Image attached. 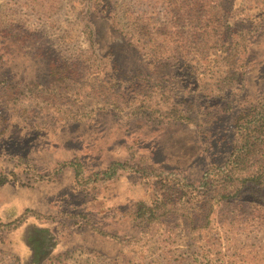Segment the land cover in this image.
<instances>
[{
    "label": "rangeland",
    "instance_id": "374dc122",
    "mask_svg": "<svg viewBox=\"0 0 264 264\" xmlns=\"http://www.w3.org/2000/svg\"><path fill=\"white\" fill-rule=\"evenodd\" d=\"M169 3L0 0V264H264V207L245 201L226 220L224 196L237 189L214 178L234 119L264 122V0L209 5L230 27L242 83L233 103L208 90L194 123L158 111L162 91L172 107L178 96L195 101L200 84L185 56L188 2L174 28ZM167 28L173 38L158 43L172 56L140 52L138 41L149 49ZM209 57L202 78L216 89L223 63ZM134 77L150 90L139 116L127 103ZM261 141L233 179L264 180ZM252 189L248 200L264 193Z\"/></svg>",
    "mask_w": 264,
    "mask_h": 264
},
{
    "label": "trees",
    "instance_id": "16d2710c",
    "mask_svg": "<svg viewBox=\"0 0 264 264\" xmlns=\"http://www.w3.org/2000/svg\"><path fill=\"white\" fill-rule=\"evenodd\" d=\"M183 1L188 2V18L186 21L191 23V32L186 37V39L188 38L186 42L191 45V47L189 46L191 49L187 48V50H185V56L189 58L190 63H196L197 65L199 64V69L201 67L204 68L200 74L198 68L196 70L190 71V74L195 76L194 80H197L198 82L200 81V84H197L194 89L191 90L198 96H196L197 98L195 101L194 99H188L185 101L183 98L178 96L179 99L173 102V105L175 104V106L171 107V105H168L167 103L169 100H171L170 97L172 96L173 92L167 91L166 87H164L163 90H166L167 92L162 91L161 96L169 94L170 97H160V103L161 105L165 106L166 109L162 110V112L160 110L158 111L160 115L171 116L175 122L194 123L197 116L204 117V113L202 111L206 107L205 105L207 103L208 90H210L209 96L216 94V96H223L224 99H230L232 97L230 94L234 86L238 84L240 85L242 80L240 79V74L237 71L232 70L238 67L236 66L238 62L234 60L235 46H232V42L230 40V27L229 25L224 26L220 20L216 21V17L212 11L213 8L210 7L214 6V0H177L176 2H174V0H170L168 6L171 8L170 15H173L172 20L174 19V21H170L171 28H174L181 22V20H184L182 18L183 13L182 15L180 14L181 11H183L181 6ZM175 10L176 14L172 13ZM174 32L176 31L169 28H167L165 32L164 29L157 30L156 33L152 34L151 40L153 43L149 45L151 46L149 49H145L146 47L142 45L141 41H138L137 43L138 48H140V52H145L148 50V55H151V57H154L156 60H161L165 58L164 56H172V53H167V50L162 52L163 48L158 43V40H160V38H173ZM218 54L222 60L223 69L218 67V71L216 72V74L219 76L216 79L214 78L215 80L212 85L216 89H210V87L207 89V87H205L206 81H204L202 78L207 70L206 64L207 66L210 65L209 55L216 57ZM197 78H199V80ZM136 80L139 79L134 77L129 81L130 86L126 90L132 91L133 98H129L127 103L133 107L132 113L135 116H139L140 114L148 112L151 108L149 106H144V97L150 93V90L145 84L139 85L134 83ZM184 90L187 92V89ZM122 96H124L122 99L125 100L126 95L123 94ZM230 100L231 103L235 102L234 99ZM230 104L228 103L227 105ZM190 106L194 108L193 110H195V113H193L191 110H187V108ZM88 117L89 115H83V119ZM245 117L246 118L244 121L241 116H237L234 119V141L232 153L228 162H225L224 164L217 163L214 165V169L217 170V173L214 174V178H222L223 191L225 192L226 189L231 188L237 189L232 195L224 196V199L232 198L228 200V202L224 203V208L226 207L232 209L229 212V219H226L230 220V222H232V219H234L236 209L241 206V203H245V201L248 202V204L257 203L256 205H262L264 207L263 192L251 195L253 196L251 200L245 198V196L251 194V191L253 190L252 188L254 186L264 189V180L258 182L252 175L253 173L249 171L245 177H240L239 179H233L232 177L235 176L234 174L247 172V168L252 167L250 165L252 162H250L249 156L256 152V149L259 146L258 143H263V141H261V137L264 136V122L260 120L258 122H255L254 120L249 122V120L246 121L249 115L247 116L246 114ZM202 122H205L204 119ZM201 135L204 136L203 129L201 130ZM235 182L237 184H235ZM201 185L202 187L206 186L205 188H207V185L211 186V183L209 184L208 181H204V183H201ZM231 204H235L236 206ZM142 210L144 211L145 209L142 208ZM150 212L152 211L150 210ZM195 226L197 227V225ZM46 240V237L41 236L39 240H37V243L43 244L46 242Z\"/></svg>",
    "mask_w": 264,
    "mask_h": 264
}]
</instances>
